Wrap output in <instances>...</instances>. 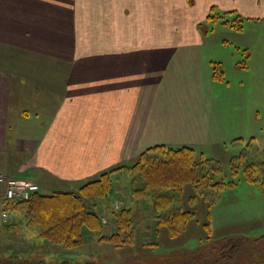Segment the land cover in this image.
Wrapping results in <instances>:
<instances>
[{"label":"crops","instance_id":"1","mask_svg":"<svg viewBox=\"0 0 264 264\" xmlns=\"http://www.w3.org/2000/svg\"><path fill=\"white\" fill-rule=\"evenodd\" d=\"M218 8L241 28L246 20L262 25L252 46L263 37L264 0H0V172L50 193L169 135L187 136L177 145L194 150L236 146L245 134L264 146V91L246 113L244 79L234 86L224 67L264 71V49L242 41L234 60L227 39L211 40L212 29L201 28L211 19L230 26ZM260 78L252 87L264 88ZM217 98L230 109L219 110ZM30 241L44 254L37 264L85 262L62 245Z\"/></svg>","mask_w":264,"mask_h":264},{"label":"rangeland","instance_id":"2","mask_svg":"<svg viewBox=\"0 0 264 264\" xmlns=\"http://www.w3.org/2000/svg\"><path fill=\"white\" fill-rule=\"evenodd\" d=\"M215 12L223 15V19H229L230 21L228 20V23L236 21L234 14L223 13V10H219V8L215 10ZM206 27H208V31L212 29L208 33L211 40L227 39L230 42L228 47L232 51L234 60H236L242 55V48L237 51L236 44L238 45V43L242 41H248L251 44V34H260L262 25L251 23V21L246 20L244 21L243 27L239 30L224 25L220 20H217L214 24V21L211 19L201 28L205 31ZM263 39L264 35L256 41L255 46L251 44V46L254 47V51H258L257 54L264 49ZM231 66L232 63L229 64L228 61L226 65L224 64L225 76L234 86L238 79H244V87L242 88V94L245 100L244 111L250 113V110H253V98L255 96H261L259 91H264V88H260L259 90V88L256 89L252 87L250 80L255 81V74H259L261 76L260 79H262L264 71L253 73V66L251 65L248 72H240L234 71ZM245 79H247L246 82ZM238 94L240 93L238 92ZM226 95L228 97L236 96V89L226 91ZM216 101L219 110L225 111L230 109L224 108L220 99L217 98L215 102ZM231 109L234 114L236 108L231 107ZM246 113L245 118H247ZM247 132L248 128L245 127V133ZM165 137L168 140L163 138L165 139L162 140L163 143L177 146V144L182 142L187 136L178 134ZM260 138L263 137L260 136ZM248 141H251V139L245 134L242 140H238L239 143H237L236 146L229 145L228 143L226 149H224L221 144L213 145V147H211L212 150H208V148L203 146L195 147L197 153L202 152L204 157L208 159L212 158L219 162L221 172L214 173V178H222L226 182L236 181L237 183L233 187L227 186L221 192L214 191V187H211V189H204L203 193L199 195L195 192L196 197L200 198L204 195L205 198L195 201L194 199L192 201L188 200L189 196L194 194L191 192L190 187H187L180 193L167 192L166 194L172 196L173 200L166 211L170 213L185 210L192 211L193 213L196 212L193 217L190 216L186 223L183 224V226L185 225L184 230H182V233L179 235L171 237L166 232L163 225L156 224L157 232H153L152 229L148 228V226L151 227L152 225H150L151 222L148 225L145 219H150L149 216L154 213L155 207L152 205V201L148 194L135 196L141 182L139 176H136V170L130 169L128 166L132 164L133 161H129L127 162V167L112 169L110 174L104 178L108 181V185L110 186L105 195L99 196L94 193H89L87 195L88 200H91L93 206H85L88 210L95 212L99 216L102 223L101 229L94 232L83 229L84 239L82 243L76 247L65 249L71 253V255L82 257L83 260H85L83 264H164L163 261L171 262L168 264H177L185 260L182 258H186L187 254L192 255L200 249L197 248L200 239H210L213 240L212 243H214L220 236L230 234L232 237L256 238V243L259 246L257 248L264 250V238H258L264 232V195L257 189V186L251 185L248 182L246 183L243 177L244 171H242L244 165H259L260 163H264V151H262L264 150V146L259 144L257 147L255 144L252 146L248 143V148L243 147ZM254 146L261 150L259 155H257ZM239 151L243 152L241 153L243 160L239 158L240 161H238V159L235 161L237 165H240L237 166L239 169L238 175L233 176L230 170L231 167H229V160L232 155ZM119 164H117V166ZM209 166L214 167L215 165L210 163ZM252 176H257V174H253ZM69 190L75 195H79V197L82 198V202L87 201L85 199L86 196L80 190V184L75 187H70ZM87 190H89V188L86 189V191ZM42 192H44V190ZM205 202H209V204H207L210 210L211 236L209 238H206L205 231L200 226V223L202 224L206 221L205 215L203 214L206 211ZM127 207L130 208L131 213L128 221L126 220L124 222L126 228L121 229V224L115 215H119L121 208L123 212H127L129 210ZM17 213L18 212L14 210H9L6 223H0V261L5 259L8 255L14 256L16 254L28 256L30 258L43 257L44 254L42 251H39L38 245H31L30 239H39L37 238V231L32 228L33 222L30 220L32 214L27 213L28 216H22V212L21 214ZM19 216L21 219H19ZM195 219H198L197 223ZM8 225H13L14 227L8 228ZM130 233L132 237L128 239ZM111 234L119 236V245L116 246L112 242L100 240L101 237H107ZM96 241H98L97 246H95ZM216 250L218 249L216 248ZM238 258L239 257L233 258L230 264H249L248 260L246 261L242 258L239 259L240 262H236ZM46 261H48V259H46Z\"/></svg>","mask_w":264,"mask_h":264},{"label":"trees","instance_id":"3","mask_svg":"<svg viewBox=\"0 0 264 264\" xmlns=\"http://www.w3.org/2000/svg\"><path fill=\"white\" fill-rule=\"evenodd\" d=\"M225 23L233 28L241 29V23L238 21H231L229 23L225 21ZM217 68L218 66L214 65L213 77L221 79V71ZM248 143L253 146V143L248 141L243 147L248 148ZM255 149L257 155H259L261 150L256 147ZM241 153L243 152L239 151L232 155L229 160V167H231L230 170L233 176L238 175L239 169L237 166L240 164L237 165L235 161L237 159L240 161L239 158L243 160ZM131 161H133L132 164L128 166L130 169L136 170V176H139L141 182L135 196L148 194L152 201V205L155 207L154 213L149 216L150 219L145 217L146 223L149 225L151 222L150 225H152L151 227L148 226V228L152 229L153 232H157L156 224L163 225L166 232L171 237H175L182 233L181 231L184 230L185 227L183 224L186 223L190 216L193 217L196 212L193 213L192 211L185 210L170 213L166 211L173 200L172 196L166 194L167 192L180 193L187 187H190L191 192L194 194L189 196L188 200L192 201L194 199L195 201L198 199H205L204 195L200 198L196 197L195 192L199 195L203 193L204 189H211V187H214V191L221 192L227 186L233 187L237 183L236 181L226 182L222 178H214V173L221 172L219 162L204 157L202 153H197L193 147L189 145L172 146L168 144H156L139 153V155ZM127 162H122L118 166H113L109 170L103 171L95 178L80 184V190L86 196L85 199L87 201L82 202V198H80L79 195H75L70 190H55L50 193H44L42 190H39L32 193L29 199L14 203L9 209L19 214L22 212V216H28L29 213L32 214L30 220L33 222L32 228L37 231V238L48 241L53 245H62L67 249L76 247L80 245L84 239L83 229L94 232L97 230L99 231L102 227L99 216L95 212L88 210L85 206H93L91 200H88L87 195L89 193L98 194L99 196L105 195L110 186L108 185V181L104 178L110 174L112 169L127 167ZM210 163L215 166L210 167ZM263 164L244 165L242 171H244L243 177L246 183L248 182L251 185L257 186V189L264 195ZM253 174H257V176H252ZM88 188L89 190L86 191ZM90 191H95L96 193ZM205 203L206 211L202 213L205 215L206 221L202 224L200 223V226L204 229L206 238H209L211 236L210 210L208 208L209 202ZM127 209H129L127 212H123L121 208L119 215H115L121 224V229L126 228L124 222L126 220L128 221L131 213L130 208L127 207ZM19 219H21L20 216ZM195 220L197 223L198 219ZM131 237L132 234L130 233L128 239ZM260 237L264 238V232L258 238ZM100 240L112 242L116 246L120 243L119 236L115 234H111L107 237L103 236ZM199 241L197 248L200 249L192 254L193 256L184 253L187 254L186 256L188 258L183 257L182 259L185 260L177 264H230L231 260L235 257H239L236 262H240L239 259L242 258L246 261L248 260L249 264H264V250L257 248L259 246L256 243V238L232 237L230 234H226L220 236L214 243H212L213 240L210 239H200ZM216 248L218 250H216ZM37 259L20 254L14 256L8 255L5 259L0 261V264H35L36 262L42 261L39 258ZM163 263L168 264L171 262L163 261ZM56 264L71 263L64 260Z\"/></svg>","mask_w":264,"mask_h":264},{"label":"built area","instance_id":"4","mask_svg":"<svg viewBox=\"0 0 264 264\" xmlns=\"http://www.w3.org/2000/svg\"><path fill=\"white\" fill-rule=\"evenodd\" d=\"M39 190L41 187L35 181L16 174L0 172V223L7 221L10 206L29 199L32 193Z\"/></svg>","mask_w":264,"mask_h":264}]
</instances>
